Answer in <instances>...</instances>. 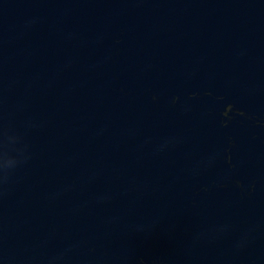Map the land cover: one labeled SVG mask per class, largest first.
<instances>
[{"label": "water", "instance_id": "95a60500", "mask_svg": "<svg viewBox=\"0 0 264 264\" xmlns=\"http://www.w3.org/2000/svg\"><path fill=\"white\" fill-rule=\"evenodd\" d=\"M0 264H264V0H0Z\"/></svg>", "mask_w": 264, "mask_h": 264}]
</instances>
